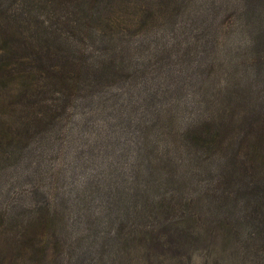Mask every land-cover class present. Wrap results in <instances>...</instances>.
<instances>
[{
  "label": "rangeland",
  "instance_id": "rangeland-1",
  "mask_svg": "<svg viewBox=\"0 0 264 264\" xmlns=\"http://www.w3.org/2000/svg\"><path fill=\"white\" fill-rule=\"evenodd\" d=\"M0 264H264V0H0Z\"/></svg>",
  "mask_w": 264,
  "mask_h": 264
},
{
  "label": "trees",
  "instance_id": "trees-1",
  "mask_svg": "<svg viewBox=\"0 0 264 264\" xmlns=\"http://www.w3.org/2000/svg\"><path fill=\"white\" fill-rule=\"evenodd\" d=\"M235 214H236V211H233ZM239 212L240 213H243V210H239ZM242 219V218H241ZM242 220H244V224L245 225H247L249 222L248 221H250V220H246V219H242Z\"/></svg>",
  "mask_w": 264,
  "mask_h": 264
}]
</instances>
